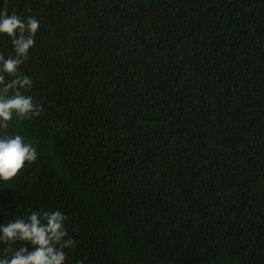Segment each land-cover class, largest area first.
Here are the masks:
<instances>
[{
    "label": "trees",
    "instance_id": "obj_1",
    "mask_svg": "<svg viewBox=\"0 0 264 264\" xmlns=\"http://www.w3.org/2000/svg\"><path fill=\"white\" fill-rule=\"evenodd\" d=\"M5 6L40 22L42 110L9 125L38 157L0 180V227L60 210L65 264H264V0Z\"/></svg>",
    "mask_w": 264,
    "mask_h": 264
},
{
    "label": "clouds",
    "instance_id": "obj_2",
    "mask_svg": "<svg viewBox=\"0 0 264 264\" xmlns=\"http://www.w3.org/2000/svg\"><path fill=\"white\" fill-rule=\"evenodd\" d=\"M40 28L37 18L26 19L16 12L9 14L5 6L0 11V34L11 38L15 55L0 52V180H13L25 167L38 157L36 148L26 142L21 135H9L8 129L14 116L19 119L38 116L42 105H37L31 95L33 81L20 72L21 65L28 58L30 49L35 45V34ZM6 77H12L8 80ZM67 217L60 211H33L27 218L17 217L0 227V242L9 247L0 257V264H65V248L73 247L75 241L67 238L65 228ZM17 241H27L33 245L29 251L24 244L8 255L9 248ZM82 264V262H80Z\"/></svg>",
    "mask_w": 264,
    "mask_h": 264
}]
</instances>
